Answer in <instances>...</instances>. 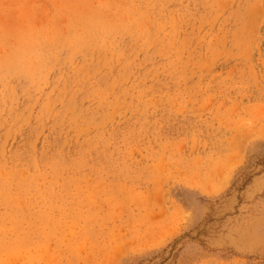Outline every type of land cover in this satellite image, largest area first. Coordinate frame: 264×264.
Segmentation results:
<instances>
[{
  "label": "rangeland",
  "instance_id": "rangeland-1",
  "mask_svg": "<svg viewBox=\"0 0 264 264\" xmlns=\"http://www.w3.org/2000/svg\"><path fill=\"white\" fill-rule=\"evenodd\" d=\"M0 264H264V0H0Z\"/></svg>",
  "mask_w": 264,
  "mask_h": 264
}]
</instances>
